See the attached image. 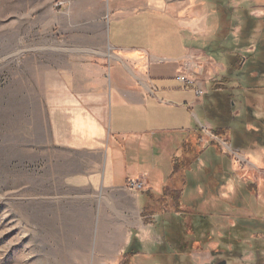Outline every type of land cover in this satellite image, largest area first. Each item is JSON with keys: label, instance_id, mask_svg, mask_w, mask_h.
Segmentation results:
<instances>
[{"label": "crops", "instance_id": "obj_1", "mask_svg": "<svg viewBox=\"0 0 264 264\" xmlns=\"http://www.w3.org/2000/svg\"><path fill=\"white\" fill-rule=\"evenodd\" d=\"M107 4L103 21L94 22L102 31H68V43L79 48L76 56L50 66V97L45 101L50 135L56 149L100 159L94 171L73 177L72 184L88 186L91 197L99 199L95 250L104 263L119 264L135 239L140 253L131 262L136 257L179 264L207 248L202 241L211 239L222 210L219 198L213 197L218 211L204 198L218 195L232 171L228 157L217 151L221 145L212 135L215 125L207 106L215 85L230 90L241 73L229 78L230 52L214 57L209 51L211 38L226 36L225 19L237 10L224 0ZM100 34L107 46L94 47ZM232 53L242 57L238 49ZM182 74L188 83L179 80ZM199 85L206 93L201 97L196 94ZM199 139L204 152L199 161L192 169L175 171L186 145ZM195 173L201 174L200 181ZM137 181L145 185L138 192L130 188ZM176 192L182 194L181 213L171 197ZM237 221L232 229L220 228L222 237L234 236Z\"/></svg>", "mask_w": 264, "mask_h": 264}, {"label": "rangeland", "instance_id": "obj_2", "mask_svg": "<svg viewBox=\"0 0 264 264\" xmlns=\"http://www.w3.org/2000/svg\"><path fill=\"white\" fill-rule=\"evenodd\" d=\"M230 5L244 10V21L245 11L258 18L257 34L248 40L251 46L240 50L248 58L257 39L264 38V0H230ZM108 12L107 0H0V264H106L95 250L99 199L91 197L88 186L72 184L73 177L94 171L100 159L54 147L45 101L50 97V66L74 59L79 49L68 43L66 33L101 32L94 22L103 21ZM234 14L232 23L240 27L242 16ZM235 29L227 41L220 33L211 38L214 57L234 50V41L241 38ZM102 36L94 47L105 45ZM246 75L239 73L235 86L245 89ZM260 86L262 91L249 94L230 87L236 96L235 117L246 111L249 122L254 117L264 123V84ZM215 142L232 171L224 189L215 196L207 193L204 200L211 201L212 211L221 205V219L213 224L211 239L202 241L207 248L193 251L179 264H264V147L231 148L224 138ZM199 173L195 181L201 180ZM237 220L240 234L233 230L234 236L222 237L220 228L232 229ZM139 259L132 264L164 261Z\"/></svg>", "mask_w": 264, "mask_h": 264}, {"label": "trees", "instance_id": "obj_3", "mask_svg": "<svg viewBox=\"0 0 264 264\" xmlns=\"http://www.w3.org/2000/svg\"><path fill=\"white\" fill-rule=\"evenodd\" d=\"M225 2L230 3V0H225L224 3ZM241 11L244 10L238 9L237 13L241 14ZM229 14L230 17L225 19L227 20V25L225 27L226 38L229 39L231 33H235V28L239 29V32L237 33L238 36L241 37L238 41L237 39L234 41V43H236V45H234V50H228L227 48V52H230L229 56H227L229 78H231L232 74L235 72H245V74H247V80L243 84L245 89H243L242 86H232L231 88L241 93L243 91H247V93L262 91L263 87L260 85L264 84V38L262 40L257 39L256 49L247 54L248 58L240 57L237 53H232L235 49H248V47L251 46L252 43L248 40H250L253 35L255 36V34H257L258 18L252 16L248 11H245L244 14L246 20L244 21V17L241 14L240 16H242L243 23L240 24V27H235L232 23L234 20L232 16L234 17V14ZM262 36L264 37V32L262 33ZM259 55H262L263 57ZM243 68L246 71L242 70ZM214 87L211 96L212 100L209 101L211 103L207 106V115L215 125L211 130L212 135L222 140L223 138L228 139V137H231L233 148L247 147L248 144H257L264 147V123H260V121L254 117H252V120L249 122V119H247L248 116L246 118V111L243 112V116L239 119L237 116L235 117L233 111L236 106V101H234L236 96L227 87L222 85V83L221 85H215ZM251 123L254 125L252 126L255 129H246V126ZM200 141L201 139H199L194 145L191 143L186 145L184 156L181 159L182 161L176 163L175 171L179 172L180 170H188L194 167V164L199 161L198 159L204 153L203 150L200 149ZM181 195V192L171 194L172 199L177 204L175 209L180 213L182 212L180 210L181 204H179ZM136 244L137 240L133 239L130 246L127 248L128 250L125 252L123 260L119 264H132L131 258L140 253L139 250H137Z\"/></svg>", "mask_w": 264, "mask_h": 264}, {"label": "built area", "instance_id": "obj_4", "mask_svg": "<svg viewBox=\"0 0 264 264\" xmlns=\"http://www.w3.org/2000/svg\"><path fill=\"white\" fill-rule=\"evenodd\" d=\"M179 80L181 81V82H183V83H188L189 82V80H188V78H187V76L185 75V74H182V75H180L179 76ZM196 94H197V96H204L206 93H205V90H204V88L202 87V85H199L198 87H197V89H196ZM144 182L143 181H137V182H132L131 184H130V188L132 189V190H134V191H136V192H138V191H140V190H142V189H144Z\"/></svg>", "mask_w": 264, "mask_h": 264}, {"label": "water", "instance_id": "obj_5", "mask_svg": "<svg viewBox=\"0 0 264 264\" xmlns=\"http://www.w3.org/2000/svg\"><path fill=\"white\" fill-rule=\"evenodd\" d=\"M223 264H226L225 262Z\"/></svg>", "mask_w": 264, "mask_h": 264}]
</instances>
